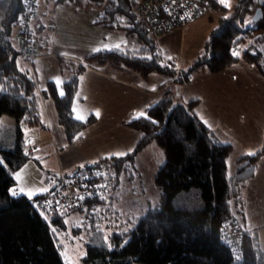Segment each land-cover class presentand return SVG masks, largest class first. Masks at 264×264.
<instances>
[{"label": "trees", "instance_id": "1", "mask_svg": "<svg viewBox=\"0 0 264 264\" xmlns=\"http://www.w3.org/2000/svg\"><path fill=\"white\" fill-rule=\"evenodd\" d=\"M28 1L0 0V119L7 115L15 120V128L10 131V147L0 148V161H3L0 164V264H69L61 257L51 223L61 231L66 226L65 217L70 215L46 212L37 201L49 193L30 199L19 193L12 175L30 160L32 156L26 150L33 146L36 132L45 128L33 96L36 82L20 63L22 49L31 48L32 32L26 29L25 40L23 33H18L20 48L12 41L14 29L19 25L21 29L30 16ZM45 1L56 6L66 4L94 9L96 25L131 37L129 48L93 53L85 59L87 65L126 67L143 77L161 73L174 81L172 91L149 107L145 116L129 122L132 129L143 134L132 152L122 157H105L64 173L90 177L99 172L116 176L113 192L103 198L98 195L87 198L78 209L77 212L90 219L108 211L118 200L113 193L118 189L120 175L135 166L141 150L155 141L166 153V160L155 178L164 204L147 212L131 230L113 234L109 241L103 230L89 231L83 264H133L135 261L141 264H264V253L254 233H244L245 253L240 263L234 261L233 251L220 240L225 221L235 219L230 205L233 189L228 171L234 148L219 142L195 115L196 103H183L179 92L195 74L208 71L217 75L240 60L255 64L264 76V32L254 35L248 26L257 0H239L230 14L222 13L219 27L187 69H177L176 58L163 57L157 46L158 36L140 24L135 11L138 0ZM205 1L212 10L226 11L218 0ZM59 63L61 71L68 75L63 83L64 94L60 95L52 82L48 83L47 94L54 100L58 121L71 143L94 119L77 120L73 110L79 77L86 67L64 58H60ZM262 155L264 149L255 157H248L250 163L237 170L239 181L253 174L248 167ZM14 189L15 196L11 192Z\"/></svg>", "mask_w": 264, "mask_h": 264}, {"label": "crops", "instance_id": "2", "mask_svg": "<svg viewBox=\"0 0 264 264\" xmlns=\"http://www.w3.org/2000/svg\"><path fill=\"white\" fill-rule=\"evenodd\" d=\"M218 1L220 2V0ZM225 2L228 5L227 0ZM220 4L226 8V11L213 10L207 18L193 22L192 24H200L195 28H192L191 24L184 29L158 35L156 38L157 46L160 47L163 57L178 60L177 69H187L194 64L198 55L204 50L205 42L219 27L222 13L230 14L232 12L228 8L229 6L226 7L221 2ZM257 7L256 3L255 11ZM55 8L53 12H55ZM58 13H62L59 8L57 15ZM95 18L96 16L92 21L86 23L83 35L79 34L74 38L66 34L65 25L62 28L56 24L54 30L59 34L55 36V40L51 44L49 42L44 44L45 46L46 44L50 45L48 50L51 55H43L31 62L20 58V63L23 62L22 65L25 68L33 69L37 77V109L45 128L36 132L32 145L36 149L33 154L37 156L36 161H41L39 165L37 164L38 167L47 168L46 176L50 174L51 177H54L60 173H69L82 168L81 166L105 159V157L128 155L136 148L143 136L142 132L132 129L129 122L145 116L149 107L159 102L168 91H172L174 88L173 79L161 73H151L143 77L140 73L126 67L112 69L106 66L87 65L85 59L91 54L101 52V50H112L122 44V49H124L132 42L128 35L126 39L121 37L122 32L110 31L96 25ZM248 26L251 27L254 35L264 32V20L254 23L250 17ZM43 31L39 35L40 39H42V34L43 37L49 36ZM62 35L67 40L66 43L64 40H59ZM83 36L84 42L82 41ZM17 37L19 42V34ZM112 37H118L126 42L119 45L112 43L100 46L101 40L103 42V40ZM53 45V49L50 50ZM187 46L186 65L188 67H184V54ZM89 47L91 49H88ZM43 48H40L41 51ZM60 58L72 60L86 67L79 77V88L75 96L73 110L77 120L94 119L93 123L82 129L71 143H68L66 132L58 121L54 100L47 94L49 82L58 87L59 94L61 92L64 94L63 83L67 80L68 75L61 71ZM181 92V101L196 103L195 115L211 129L219 142L230 144L233 148L234 142H236V145L242 148L244 157L240 160L245 157H255L263 151L264 76L261 75L255 64L240 60L217 75L208 71L197 73L191 78V81L182 87ZM96 113H99V116ZM218 133H222L225 141L218 136ZM145 149L146 147L143 150ZM143 150L140 151V154ZM140 154L137 158L140 157ZM40 176L44 177L45 175L40 173ZM262 192L264 204V187ZM254 223L257 224L256 221ZM254 223L252 226L247 225L246 228H243L240 223L239 225L244 233H254L259 244L261 243L263 246L260 230L257 229L258 227H254ZM259 227L263 229L264 234V222ZM262 251L264 253V250Z\"/></svg>", "mask_w": 264, "mask_h": 264}, {"label": "rangeland", "instance_id": "3", "mask_svg": "<svg viewBox=\"0 0 264 264\" xmlns=\"http://www.w3.org/2000/svg\"><path fill=\"white\" fill-rule=\"evenodd\" d=\"M237 1L227 0L230 11L234 10L233 8L236 6ZM35 6L36 11H30V16L26 19L27 23L22 25L21 29L20 25L19 27H16L12 35V41L19 48L17 34L19 32L23 33V28H26L32 32L30 36V47H34L37 50V53L36 55L33 53L31 54L30 52L28 53L26 51L27 48H23L24 50L22 49V59L24 58L27 62H31L36 58L43 57V55H51V52L48 50L50 45L47 46L46 44L45 46L44 44L46 42L51 44L52 41L55 40V36L59 34L58 31L54 30L56 24L60 25L62 28L65 25L64 28L66 34L71 35L72 38H74L79 34L83 35V33H85L84 28L86 23L92 21L96 16V11L94 9L87 10L80 6L66 4L57 5L56 7V5H54L52 2L47 3L45 0H35ZM54 8L55 12H53ZM58 8L62 10V13H58L57 15ZM253 14L254 12L251 15L253 16ZM250 24H252L251 21ZM198 25L200 24H192V28H195ZM42 31L45 32L44 34H48L49 36L43 37L42 34V39H40L39 35ZM125 34L121 33V37H125L126 39L128 37ZM82 39L84 42V36ZM59 40H64L65 43L67 42V40L63 38V35ZM123 42H126V40L119 39L118 37H112L103 40V42L101 40L100 46L101 44L106 46L111 45L112 43H114V45H119ZM54 45L50 48V50L53 49ZM124 45L126 44L124 43ZM122 46L123 44L117 46V48L122 49ZM41 47L43 48L42 51L40 49ZM127 48H129V46L126 45L124 49ZM88 49L91 48L89 47ZM187 60L188 46L185 48L184 67H188V65H186ZM26 69L29 71V75L32 76L36 82L37 77L35 75V71L33 69L30 70L29 68ZM181 91L182 89L179 92L182 93ZM33 96L34 98L37 97L36 90L33 92ZM14 128L15 120L12 117L4 115L0 119V148L1 146L6 148L10 147V145H8L10 131ZM218 136L222 137L221 139L225 141V139H223L222 133H218ZM236 144L237 143L234 142V150L229 158L228 167L230 182H232L233 189V196L230 201V205L232 206L233 217L236 218L233 220H238L237 222H239L243 228H246L247 225L252 226L256 221L257 224L254 223V227H258L257 229L260 230L259 233L263 241V246L261 243L259 246H261V250H264L263 229L259 227L262 222H264V204L262 202V190L264 187V155L260 156L259 159L255 161V163H251V165H249L248 168L250 169L248 170L252 171L253 174L249 178L246 177L247 179L245 178V181H239L236 177L238 173L237 170L239 167L244 166V164H249L250 159L245 157L244 159L240 160V158L244 157L243 150ZM27 154L32 156L30 160L26 162L25 165L21 167V169L12 173V175H14L13 177L17 183L16 189L20 191V194L26 196V192H31V198L28 195L27 196L30 199H34V196L36 197L40 194H47L53 191L56 182L49 179L53 178L50 176V174L46 176V167H38L41 161H36L37 156L33 155L34 151L31 154ZM165 160V151L157 144V142H151V144H149L146 149L142 151L140 157L137 158L135 161V166H130L121 173L120 176L122 177L118 183V189L113 193L118 198V200L113 202V205H111V208L108 209V211L98 213L96 216H93V218L90 219H87L84 213L75 211L72 214H69L70 216L65 217L64 223L66 226L65 229H62L61 231L58 230L56 225L51 223L52 231L55 233V236H57V246L59 247L62 259L69 264H83V257L86 255V243L90 239L89 231L103 230L104 234H106L107 241H109L113 234L120 231L131 230L138 223V220L141 219L142 216H144L147 212H149L151 209H154V207L164 204V199L161 195V192L155 184V178L157 171L163 165ZM248 170H246V173H248ZM40 173L44 174L45 176L41 177ZM21 189L26 192L22 193ZM45 218L50 222V219L46 215ZM133 264L141 263L135 261Z\"/></svg>", "mask_w": 264, "mask_h": 264}, {"label": "built area", "instance_id": "4", "mask_svg": "<svg viewBox=\"0 0 264 264\" xmlns=\"http://www.w3.org/2000/svg\"><path fill=\"white\" fill-rule=\"evenodd\" d=\"M138 2L135 11L140 24L155 36L184 29L193 22L209 16L213 11L205 0H140ZM34 4V0H29L27 3L31 12L35 11ZM23 30V40H25L27 30L26 28ZM26 51L34 55L37 53L34 47L27 48ZM33 147L30 146L26 150L27 153L35 152L36 149L34 150L35 147ZM56 178H49L56 182L53 191L45 197H40L37 202L46 212L60 215L78 211L87 198L95 197V195L103 198L105 194L113 191L112 186L116 181L114 174L99 172L90 177L76 173L70 175L60 173ZM221 229L220 240L233 251L234 261L242 262L245 253L243 229L233 219H227Z\"/></svg>", "mask_w": 264, "mask_h": 264}, {"label": "water", "instance_id": "5", "mask_svg": "<svg viewBox=\"0 0 264 264\" xmlns=\"http://www.w3.org/2000/svg\"><path fill=\"white\" fill-rule=\"evenodd\" d=\"M258 7L252 16L254 23H259L264 17V0H257Z\"/></svg>", "mask_w": 264, "mask_h": 264}, {"label": "snow or ice", "instance_id": "6", "mask_svg": "<svg viewBox=\"0 0 264 264\" xmlns=\"http://www.w3.org/2000/svg\"><path fill=\"white\" fill-rule=\"evenodd\" d=\"M220 2H221L222 4H225L226 7H228V5H227V3L225 2V0H220ZM233 55H236V53L234 52ZM169 59H170V57H169ZM57 83H59V81H57ZM60 94L63 95V92H61ZM96 115L99 116V113H96ZM78 119H81V117H78ZM0 164H3V161H0ZM81 167H83V166H81ZM11 192H12V195H14V196L16 195L15 190H11ZM21 192L23 193L24 190L21 189ZM26 194L31 198V195H32L31 192H28V193H26Z\"/></svg>", "mask_w": 264, "mask_h": 264}]
</instances>
